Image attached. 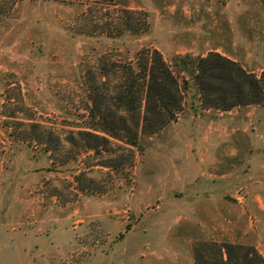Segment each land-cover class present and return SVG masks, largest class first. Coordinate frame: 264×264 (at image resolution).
Wrapping results in <instances>:
<instances>
[{"label": "rangeland", "instance_id": "1", "mask_svg": "<svg viewBox=\"0 0 264 264\" xmlns=\"http://www.w3.org/2000/svg\"><path fill=\"white\" fill-rule=\"evenodd\" d=\"M123 11L149 30L110 36ZM147 48L180 71L182 109L153 135L144 100L118 95ZM210 53L260 78L264 0H0V264H196L203 242L264 255V105L208 107L191 72ZM120 119L140 147L103 133Z\"/></svg>", "mask_w": 264, "mask_h": 264}, {"label": "trees", "instance_id": "2", "mask_svg": "<svg viewBox=\"0 0 264 264\" xmlns=\"http://www.w3.org/2000/svg\"><path fill=\"white\" fill-rule=\"evenodd\" d=\"M122 14L128 17L126 28L117 36L109 30L110 36L122 37L128 33L138 35L149 30L150 26L146 20H141L140 23L134 21V16H142L141 14L130 11H123ZM139 54L137 62L129 63L125 85H120L118 95L120 101L127 105V112L137 111L144 100L145 114L141 133L153 135L174 121L182 109L178 80L180 71L173 70L158 50L147 48ZM102 67L104 70L107 67L103 60ZM184 71L189 73L187 65ZM191 74L208 107L227 112L240 106L264 105V72L257 78L236 62L218 53H210L206 57L198 58L195 71ZM138 88L141 94L137 97L135 90ZM120 120L115 127V133L102 130L103 133L114 138L121 137L119 133H122V137L131 147H140L139 122L132 127ZM80 134L90 135L87 132ZM90 149L96 148L91 146ZM194 258L196 264H264V255L254 247L230 243L197 244Z\"/></svg>", "mask_w": 264, "mask_h": 264}, {"label": "crops", "instance_id": "3", "mask_svg": "<svg viewBox=\"0 0 264 264\" xmlns=\"http://www.w3.org/2000/svg\"><path fill=\"white\" fill-rule=\"evenodd\" d=\"M258 201L260 202V203H258V209H257L256 205H253V211H254L256 217H259L260 229L262 231L261 234L264 235V221H263L264 220V202H262L260 200H258ZM25 262H26V264H30L31 260L30 261H25ZM25 262H24V264H25Z\"/></svg>", "mask_w": 264, "mask_h": 264}]
</instances>
